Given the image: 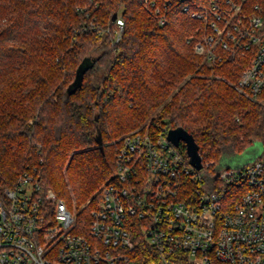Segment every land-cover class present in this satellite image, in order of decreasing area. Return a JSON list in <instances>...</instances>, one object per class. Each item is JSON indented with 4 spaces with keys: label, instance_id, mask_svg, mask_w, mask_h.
I'll return each instance as SVG.
<instances>
[{
    "label": "trees",
    "instance_id": "1",
    "mask_svg": "<svg viewBox=\"0 0 264 264\" xmlns=\"http://www.w3.org/2000/svg\"><path fill=\"white\" fill-rule=\"evenodd\" d=\"M147 1L165 25L144 0H0V197L28 168L66 206L70 196L81 206L114 173L118 140L146 122L194 138L204 175L193 187L208 191L223 155L264 148V93L251 99L235 88L246 58L224 53L211 65L193 50L201 23L182 7L214 0ZM84 61L93 65L71 92ZM146 251L141 239L136 264Z\"/></svg>",
    "mask_w": 264,
    "mask_h": 264
},
{
    "label": "built area",
    "instance_id": "2",
    "mask_svg": "<svg viewBox=\"0 0 264 264\" xmlns=\"http://www.w3.org/2000/svg\"><path fill=\"white\" fill-rule=\"evenodd\" d=\"M144 3L165 25L162 9ZM182 11L201 23L194 52L211 65L224 53L243 56L236 90L251 99L264 93V1ZM122 30L117 16L115 42ZM156 127L148 122L118 140L114 173L81 223L35 169L22 170L0 197V264H136L141 239L145 264H264V148L246 164L215 169L208 191L193 187L204 164L196 170Z\"/></svg>",
    "mask_w": 264,
    "mask_h": 264
},
{
    "label": "water",
    "instance_id": "3",
    "mask_svg": "<svg viewBox=\"0 0 264 264\" xmlns=\"http://www.w3.org/2000/svg\"><path fill=\"white\" fill-rule=\"evenodd\" d=\"M117 15L114 14L112 16V21L116 19ZM93 63H86L85 61L77 68L75 79L70 86L72 88L71 92H74L77 88L81 86L83 80V74L89 68H91ZM166 139L173 144L174 146H178L180 142H182L185 146L186 155L188 157V161L196 170H200L202 168L201 157L198 152V146L194 140V138L187 133L181 127L173 128L167 131Z\"/></svg>",
    "mask_w": 264,
    "mask_h": 264
},
{
    "label": "rangeland",
    "instance_id": "4",
    "mask_svg": "<svg viewBox=\"0 0 264 264\" xmlns=\"http://www.w3.org/2000/svg\"><path fill=\"white\" fill-rule=\"evenodd\" d=\"M155 116H156V114H154L152 117L154 118ZM148 120H150V118ZM260 150H261L260 143L254 142L241 155L233 156V155L225 154V155L222 156L220 161L216 164V169H220V168H224V167L232 168V167H235V166H238V165L246 164V163L250 162L255 156H257L259 154ZM201 174L203 176L204 175V171H202ZM92 197H93V195L91 197H89L84 202V204H82L81 206L77 207L75 202H74L73 197L70 196V206L69 207L67 206V207L69 208V210L72 212L73 215H77L79 211H82L85 208H86L85 210H87V212H88V210H89L88 207L89 206L88 205L85 206V205H86L87 201H89Z\"/></svg>",
    "mask_w": 264,
    "mask_h": 264
}]
</instances>
